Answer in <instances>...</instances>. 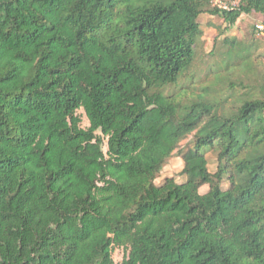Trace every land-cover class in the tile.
Listing matches in <instances>:
<instances>
[{"label":"trees","instance_id":"16d2710c","mask_svg":"<svg viewBox=\"0 0 264 264\" xmlns=\"http://www.w3.org/2000/svg\"><path fill=\"white\" fill-rule=\"evenodd\" d=\"M212 2L0 0V264H264V51L191 71L264 0Z\"/></svg>","mask_w":264,"mask_h":264},{"label":"rangeland","instance_id":"374dc122","mask_svg":"<svg viewBox=\"0 0 264 264\" xmlns=\"http://www.w3.org/2000/svg\"><path fill=\"white\" fill-rule=\"evenodd\" d=\"M204 34L198 42L197 54L194 65L191 71L198 73L196 77L203 78L206 70L211 66L221 65L225 55H223L227 49V43H224L226 37H237L244 43H249L254 38L260 43V50L264 51V35L258 36L257 24L262 22V16L257 13L242 14L236 25L231 30L224 32L226 24L223 19L218 15H211L210 13L202 14L199 18ZM218 27L220 29L218 30ZM258 50V45L250 47L245 50V53H251ZM78 114L82 119V127L88 128L90 123L83 110H79ZM189 139L181 143V147H185ZM105 151L107 145L104 147ZM209 169L214 172L216 169L215 156L213 153H208ZM184 161L182 156L177 152L171 158H169L164 164L162 170L159 172L156 183L161 184L166 178H173L177 182H183L186 180V176L183 174ZM208 191V186L201 188L202 193ZM114 261L116 264H121L124 258L128 255V251L123 247H114L112 252Z\"/></svg>","mask_w":264,"mask_h":264},{"label":"built area","instance_id":"2783aa9c","mask_svg":"<svg viewBox=\"0 0 264 264\" xmlns=\"http://www.w3.org/2000/svg\"><path fill=\"white\" fill-rule=\"evenodd\" d=\"M241 0H213V6L220 9L230 10L232 8L238 7ZM258 36L262 35L264 32V24L260 23L256 25Z\"/></svg>","mask_w":264,"mask_h":264}]
</instances>
